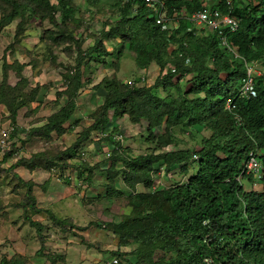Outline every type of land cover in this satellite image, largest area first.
Here are the masks:
<instances>
[{
  "label": "trees",
  "instance_id": "obj_1",
  "mask_svg": "<svg viewBox=\"0 0 264 264\" xmlns=\"http://www.w3.org/2000/svg\"><path fill=\"white\" fill-rule=\"evenodd\" d=\"M4 1L13 7V12L2 16L3 20L10 19L17 10H21L28 11L32 16L38 14L41 19L47 18L51 25L58 28H65L68 20L74 21L76 9L71 0H56V3L51 0ZM163 1L166 27L156 23V14L145 0H84L92 7L104 2L116 8L117 15L112 23L105 25L102 39H98L90 49L82 53L79 51L76 66L67 73L68 87H71L67 101L55 114L47 117L43 126L33 128L32 135L49 139L53 138L52 133L56 136L64 133V124L71 120L76 109L77 91L91 84L90 78L84 75L91 61L105 62L101 56L110 54L119 58L120 54L103 47L102 40L127 42L139 69L155 64L161 74L167 65L172 68L158 75L149 86L135 85L139 76L135 82L128 80L134 86L127 88L119 85L115 78L94 84L92 89L95 93L100 88L105 91L103 102L91 124L80 135L81 139L73 144L75 150L67 148L53 158L44 156L43 162L39 159L42 152L15 158L8 170L13 171V177L26 190L22 200L11 196L14 204L2 209L0 216L8 220L6 208H20V218L28 220L41 244L44 242L45 226L32 219V214L45 211L56 223L64 225L66 219H56L49 210L36 207L32 194L34 183L21 178L14 169L23 166L30 171L36 168L50 170L58 164L60 167L65 165L61 164L65 160V168L76 169L78 177L89 183L95 166L81 159L71 161L78 145L90 131L107 129L111 112L114 118L126 115L131 122L145 120L146 136L156 139L159 148L170 145L176 127L190 132L193 130L197 136V144L192 148L174 147L161 153L135 156L131 155L129 146L113 140L111 135L104 137L99 144L100 147L107 145L111 153L101 168L106 172L105 194H111L109 189L115 191L118 182L134 192L129 194L133 216L106 224V228L118 238L119 246L127 245V241L140 246L131 252L132 262L126 257L128 264H264V174L260 180L261 191L245 189L236 179L250 151L255 152L264 169V70L253 78L254 96L243 98L238 94L241 80L246 75V65L258 61L264 68V0H234L232 14L237 17L238 26L234 31L228 28L222 30L225 44H222L218 30L205 29L198 33L193 28L188 17L204 7L203 0ZM216 5L222 13L226 11L224 0ZM47 33L49 41L55 45L66 43L68 35L69 39H76L72 34ZM175 75L180 76L177 81L173 80ZM187 75L182 85L181 79ZM3 78L0 106L6 108L10 122L15 125L17 111L25 103L14 105V100L5 98L1 90L6 84L5 75ZM160 88L163 91L174 88L177 96L170 93L162 96L158 93ZM227 101L234 107L226 108ZM74 125L69 124L70 129ZM159 127L162 132L156 135L155 129ZM200 128L207 130L208 134L202 133ZM118 129L114 128L113 133L119 132ZM16 131L17 128L11 137ZM146 139L149 140V137ZM22 144H25L24 141H21ZM1 155V163L10 156L7 153ZM155 164L163 166L167 173L182 175L184 182L178 180L166 188L136 191V185L140 183L151 187L153 177L160 170ZM189 166L192 173L187 177ZM116 189L121 194L122 189ZM15 191L11 192L18 197ZM24 211L27 212L25 215ZM86 228L79 227L82 231ZM80 239L86 243L81 235ZM41 249L42 246L36 253L40 254ZM118 250L103 257V264L115 256L124 258ZM158 251L173 256L156 259ZM66 257L57 254L62 264H67ZM10 260L4 258L0 264H15ZM54 261V258L51 259V262Z\"/></svg>",
  "mask_w": 264,
  "mask_h": 264
},
{
  "label": "rangeland",
  "instance_id": "obj_2",
  "mask_svg": "<svg viewBox=\"0 0 264 264\" xmlns=\"http://www.w3.org/2000/svg\"><path fill=\"white\" fill-rule=\"evenodd\" d=\"M16 1L22 2L23 0ZM51 2L56 3V0H51ZM71 3L75 5L76 9L74 21L68 20L65 28H58L51 25L47 18L41 19L38 14L32 16L28 11L17 10L13 17L3 20L2 16L12 13L13 7L7 4L6 1L0 0V84L3 83L4 75L6 82L1 90L5 93V98L8 101L14 100V105L20 102L25 103L22 107H19L16 117L22 124L23 129H18L15 123L17 131L14 137L10 136L12 143L7 152V154H10L8 157L10 161L1 163L2 155L0 154V212L6 206L14 204L11 196H14L15 200H22L26 190L22 183L13 177V171L8 170L9 165L16 160L15 158L22 156L21 146L31 154L42 152L39 158L40 162H43L44 156L53 158L54 156H60L62 152L68 149L74 151L73 144L81 139L80 135L91 124L92 118L95 117L94 114L103 102L105 91L100 88L96 89L97 92L95 93L92 89L93 85L105 79L115 78L116 82L120 83L119 85L126 88L132 87L134 84H129L128 80H136L139 75L138 72H141L133 60L134 52L128 50L127 42H121L120 39L102 40L103 47L112 53L117 52L120 54L119 58L115 57L114 54H110L101 56L106 60L105 62L91 61L89 69L84 71V75L90 78L91 84L77 91L76 109L71 118L76 125L70 129L69 124L65 123L63 134L56 136L55 133H52V137L55 136L54 138H41L42 140L38 141L39 146L35 147V143H31V141L37 136L32 135L31 130L43 126L47 117L55 114L67 101L68 92L70 93L71 90V87H68L67 73L76 66L80 56L79 51L82 53L90 49L98 39H102V30L105 25L112 23L117 15L116 8H111L104 2L93 7H88L84 0H71ZM55 16H58V13H55ZM48 31L54 32V35L60 32L66 35L72 34L77 40L74 38L69 39L70 36L68 35L66 43L55 45L49 41ZM201 31L204 32V30ZM149 67L143 83L145 86L152 85L159 75L157 66L151 64ZM263 70L264 68L260 64L256 66L257 74L262 73ZM187 78L185 77L181 81L182 85H184L183 83ZM158 93L162 96L167 93L174 97L177 96L174 88L164 89V91L160 88ZM90 96L96 98L95 104L90 102ZM31 98H34V100L31 101ZM109 114V123L116 124L114 128L120 129L122 127L125 130L122 144L129 143L131 145L129 147L132 156L141 153H161L174 147L178 149L192 148L197 144V136L193 130L190 132L176 127L170 145L159 148L156 139H151L150 135L146 136L147 122L145 120L131 122L126 115L114 118L111 116V112ZM10 120L6 108L1 105L0 127L10 122ZM25 125L27 126L25 127ZM202 130L200 128L202 133L208 134L207 130ZM161 132V127L155 129L156 135ZM99 135L100 131H90L81 145H78L77 153L75 151V156L83 152L81 156H84L85 162L90 166H95L91 181L86 182L81 199L83 204L78 198L75 201L70 199L69 202L63 200L59 203L56 200L57 195L55 192V195H53L54 205L50 206L51 213L55 215L56 219L67 216L68 218L65 222L66 225L58 224L44 211L43 216L46 217L47 223L44 225V231L42 230L45 234H43V244L40 243V239L36 235L37 232L29 225L28 220L20 218L22 214L20 208H6L8 209V220H4L2 215L0 216V262L5 258L7 260L11 259L10 262L13 261L15 264H62L58 260L57 254H63L65 257L67 256L65 258L67 264H103L102 258L117 249L129 261L131 260L130 262L133 261L131 252L136 248H140V246L131 241H127L125 246H119L118 240H115L116 236L112 235V232L106 228V224L109 222H118L127 216H133V209L129 200V194L132 190H128L121 182H118L116 188L122 189L121 194L116 192V190H119L116 188L115 191L108 190L111 194H105L106 172L101 170L102 166L105 165V163L103 164L105 159L102 156H96V154H102L103 151L98 150V145L101 144L103 139V137L99 138ZM147 137H149V140L146 139ZM14 138L18 141H24L28 146L25 148L26 144L21 145L19 143L15 146V142L12 141ZM61 164L66 165L67 162L63 160ZM154 166L160 168L153 177L158 188L169 187L174 184L173 181L180 180V182H184L182 175L172 172L167 173L164 171L163 166L157 167L156 164ZM58 167L61 168L59 164ZM34 170L37 173L43 172L41 168ZM191 173L192 167L189 166L186 176L189 177ZM39 176L33 175V179L41 183L43 177ZM51 181L49 183L43 181L44 188L55 189L62 186L59 182L60 179L57 182ZM256 188L261 190V186ZM150 189V187L140 184L136 191L147 192ZM14 190H16L18 197L12 194L11 191ZM26 213L24 211L23 214ZM87 215H90L91 219L86 218ZM71 219H75L77 224H74ZM96 223L100 226H96ZM103 224L105 227H103ZM80 226H87V228L82 231L79 229ZM47 232L48 235H46ZM80 235L87 244L81 242ZM41 246L40 254L36 253ZM134 256L138 260L135 253ZM169 256H173V254L160 251L156 253V259L157 257L167 259ZM53 258L55 261L51 262Z\"/></svg>",
  "mask_w": 264,
  "mask_h": 264
},
{
  "label": "built area",
  "instance_id": "obj_3",
  "mask_svg": "<svg viewBox=\"0 0 264 264\" xmlns=\"http://www.w3.org/2000/svg\"><path fill=\"white\" fill-rule=\"evenodd\" d=\"M149 6L152 8L153 14H156V23L157 24H164V22L167 21V15L165 9H163L164 1L163 0H145ZM232 0H226L227 4V12L225 14H221L216 9H210L207 7H204L200 10L194 11L189 15V20L193 23L195 28H206L209 30H218V32L221 34L223 33V28H229L230 30H234L237 27L238 21L235 18L234 15H232ZM188 30H191V28H188ZM222 43H225V38L222 36ZM143 80V77H142ZM250 78L248 79V83H246L245 87L243 88V91H241L242 95H246V92L250 90ZM230 103H227V107H229ZM116 124L109 123L107 129L104 131H100L99 138L106 137L108 135H111L113 137V140H117L120 143H122V135L120 132H114L113 129ZM15 129V125L11 122H7L5 125H2L0 127V153H7L9 149L11 148V141L10 136ZM120 130V129H119ZM15 142L14 140H12ZM18 144L15 143V146ZM102 151V158L108 160V158L111 156V153L109 151V147L107 145H104ZM83 152H81L80 158L81 160H84ZM196 156H194L195 158ZM260 162L258 160V157L255 155L254 151H250L247 160L244 163L242 173H246L250 176H257L259 177V169ZM156 175V174H155ZM239 179V177L237 178ZM154 180V178H153ZM155 184V182H153ZM152 184L154 187L155 185ZM107 264H128L125 258H121L119 256L112 257L108 260Z\"/></svg>",
  "mask_w": 264,
  "mask_h": 264
},
{
  "label": "crops",
  "instance_id": "obj_4",
  "mask_svg": "<svg viewBox=\"0 0 264 264\" xmlns=\"http://www.w3.org/2000/svg\"><path fill=\"white\" fill-rule=\"evenodd\" d=\"M253 1H257V0H253ZM203 3H204L205 6L215 7L216 4L218 3V0H203ZM139 70L143 71V70H146V69H139ZM148 71H149V69H148ZM92 97L90 96L89 100H90V102L92 104H95L96 103V98H94V96H92ZM78 116H79V114H78ZM71 118H72V116H71ZM75 118L77 120V115L75 116ZM80 118H81V115H80ZM72 121L73 120H70L67 123L71 124V123H73ZM21 126H22V124L16 118V127L19 129V128H22ZM26 126L27 125H25V127ZM120 129L122 130L123 128L120 127ZM121 132L123 134H125V130L124 129ZM13 140L15 141V143L21 144V141H18L16 138H14ZM39 140H42V139L39 136H37V137H35V139L33 141H31V143L34 142L35 143V147L39 146V144H38ZM25 144H26V146H25V148H26L28 146V144L27 143H25ZM124 145L131 147V145L129 143H126ZM98 150L101 151V150H103V148L99 147V145H98ZM21 152H22L21 153L22 156H24V157H29L30 154H31L30 152H27L26 150H24L22 146H21ZM96 156L97 157H101L102 154H96ZM79 158H80V156H78V157L75 156L72 161H76V159L78 160ZM7 161H10V160L9 159L5 160V162H7ZM36 169H38V168H36ZM42 170H43V172H38L37 173V172H35V170H31L30 171V170L24 168L23 166H18V167H16L14 169V171L18 175H20L21 178H23L24 180H31L34 183L33 189H32V194H33V196H34V198L36 200V207L41 208L43 210L47 209V210H49L51 212L50 206L54 205L53 204V201H54L53 200V195H55V192H56V195H57L56 200H58L59 203L63 202V200H64V202H69L70 199H73L75 201L77 198H78V200L81 201L84 189L86 187V183L84 181H82V179H80L78 177V173H77L76 169H74V168H65V167H61V168L54 167L53 169H50V170H45V169H42ZM56 172H58V174H56ZM33 175H40L39 177H43L41 179H43V181H45L47 183H49L50 180L57 182L60 179L59 182L62 184V186H58L55 189L49 188V187H45L44 188V186L42 184L43 181L41 183H39L38 181L33 179ZM55 177H57V178H55ZM84 184H85V186H84ZM140 184L136 185V189L138 188V186ZM81 186H82V188H81ZM100 196H101V194H100ZM81 204H83L82 201H81ZM68 205H69V203H68ZM43 213H45V212L42 211V212H40L38 214H33L31 216V218L36 220V221H39L43 225H46L45 223H47V220H46V217L43 216ZM90 217H91L90 215H87L86 218L91 219ZM67 218H68V216L65 217V218H62V219H67ZM71 220H72V222L74 224H77V222H75L76 221L75 219H71ZM46 235H48V232L46 233ZM74 238H76V237H74ZM116 239L118 240V238L115 237V240Z\"/></svg>",
  "mask_w": 264,
  "mask_h": 264
},
{
  "label": "clouds",
  "instance_id": "obj_5",
  "mask_svg": "<svg viewBox=\"0 0 264 264\" xmlns=\"http://www.w3.org/2000/svg\"><path fill=\"white\" fill-rule=\"evenodd\" d=\"M218 1H220V0H218ZM224 2H225V9H226V11L224 12V13H222L221 11H220V9H219V7L216 5L215 7H208V6H205L204 5V3H203V5H204V7H207V8H210V9H216V10H218L221 14H225L226 12H227V4H226V0H224ZM87 5V4H86ZM231 5H232V8H233V5H234V0H232V2H231ZM88 7H92V6H89V5H87ZM164 6V5H163ZM203 7V8H204ZM231 13H232V11H231ZM176 14H174L173 16H175ZM233 15V14H232ZM235 16V15H234ZM172 18V17H171ZM174 18V17H173ZM235 18L237 19V17L235 16ZM237 21H238V19H237ZM192 23V22H191ZM166 25H167V23L166 22H164V24H162L161 26H163V27H166ZM237 26H238V24H237ZM193 28H195L194 27V25H193ZM237 28V27H236ZM235 28V29H236ZM195 29H197L196 31H198V33H200L201 32V30H205L206 28H195ZM226 28H223V30H225ZM229 29V28H228ZM234 29V30H235ZM192 30V29H191ZM230 30V29H229ZM234 30H230V31H234ZM221 36H220V39H221V37L223 36L224 38H225V35H224V33H221L220 34ZM226 39V38H225ZM226 41V40H225ZM221 42H222V39H221ZM222 44H225V43H222ZM188 62V59L186 60V63ZM258 64H260L261 66H262V63H260V62H258V61H253V62H251V63H249V64H247L246 65V75L244 76V78L241 80V83H240V86H239V90H238V94L241 96V97H243V98H250V97H252V96H254L255 95V93H256V91H255V88H254V82H253V78H254V76L257 74V72H256V66L258 65ZM153 65H155V64H153ZM156 66V65H155ZM168 66V65H167ZM165 67V69L163 70V71H161V74H160V70H159V68H158V71H159V75H163V74H165L166 73V71L168 70V68H172V66H170V67ZM158 67V66H157ZM146 72H148V68L146 69V70H143V71H141V72H138V76H139V81H137V82H135V85H143V83L145 82V74H146ZM259 74H261V73H258L257 75H259ZM142 77H143V80H142ZM185 77H188V75L187 76H185ZM184 77V78H185ZM178 78H180V76L179 75H175L174 77H173V80L174 81H177L178 80ZM184 78H182L181 79V81H183L184 80ZM250 78V82L249 83H251V84H249L250 85V90L248 91V92H246V95H242L241 94V91H243V88L245 87V85H246V83H248V79ZM129 84L130 83H133V82H128ZM230 103V105H229V107H227V103ZM232 107H234V106H232L231 105V102L230 101H227L226 102V108H232ZM122 130H120L119 132H120V134L122 135V140H123V133L121 132ZM104 138V137H103ZM194 158V157H193ZM195 158H197V156L195 157ZM260 162V161H259ZM245 163V162H244ZM244 166V165H243ZM243 170V169H242ZM242 170L240 171V174L236 177V179L239 177V179H237L238 181H239V183H240V185H242L245 189H252V190H256V191H261L262 190V183H261V179H262V177H263V174H264V169H263V166H262V164L260 163V166H259V169H258V172H259V177H257V176H250V175H247L246 173H242ZM158 173V172H157ZM154 184V183H153ZM155 185V184H154ZM259 186H261V190H258L259 188H256V187H259ZM156 187H158V185H155L154 187L151 185V189H155ZM125 259H126V257H124ZM126 261H127V259H126ZM128 262V261H127Z\"/></svg>",
  "mask_w": 264,
  "mask_h": 264
}]
</instances>
